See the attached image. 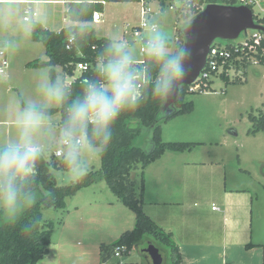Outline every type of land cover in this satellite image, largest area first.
<instances>
[{
  "label": "rangeland",
  "instance_id": "obj_1",
  "mask_svg": "<svg viewBox=\"0 0 264 264\" xmlns=\"http://www.w3.org/2000/svg\"><path fill=\"white\" fill-rule=\"evenodd\" d=\"M250 1L254 15L264 18V0ZM209 2L224 3V0ZM142 5L141 2L106 3V12H100L102 19L93 22L97 36L125 45L133 63L143 61L146 43L143 40L152 35L150 30L140 32L139 37L134 35V28L141 23ZM148 5L155 13L153 23L165 39L168 52L173 53L179 48L182 30L196 15L187 18V14L193 13L169 2L165 6L158 2ZM10 9H0V51L6 52L9 62L7 79H0V147L19 139L21 98L26 104H42L39 85L50 80L48 68L27 67L29 62L48 60L45 46L34 41L31 35L32 24L37 18H33L32 13L26 15L23 8ZM65 11V5L50 9L44 6L39 8L37 21L44 22L51 30H59L67 26ZM25 16L30 18L29 22L24 20ZM255 33L257 31L248 30L233 43L242 44ZM217 43L228 44L223 40ZM56 70L65 86L80 74L76 71L75 77H69L64 75L61 67ZM229 76L230 84L217 75L211 79V89L188 95L187 101L195 104L192 113L169 121L159 120L156 126H161L164 141L202 144L191 152H167L162 160L149 165L145 175L146 198L148 205L150 200L157 199L181 202L163 205L160 209L173 216L175 225L184 228L186 237L190 235L185 239V234L179 233L186 240L185 251L190 252L191 261H197V264H226L227 261L228 264H264V131L251 133L254 127L249 119L250 114L264 113V64L253 60L247 68L232 67ZM60 107L62 105L44 108ZM172 109L176 111V105ZM48 117L49 120L33 135V140L40 146L45 159L52 161L58 150L64 153L66 149L61 142V113ZM129 126L140 131L136 145L150 151L154 145L155 127H142L137 122H131ZM81 140V163L88 172L99 171L101 157H97L86 137ZM158 167L163 173L160 182L155 181ZM51 172L62 187L78 181L73 178L72 170L52 168ZM141 173V166L132 172L139 183ZM225 188L240 192L232 194V199L224 203ZM33 197L36 202L38 195ZM1 211L4 210L0 208ZM164 215L167 218V214ZM44 219L53 221L55 227L50 255L39 264H44L50 257L55 258L57 264H104L101 247L113 244L135 226L134 212L120 202L104 180L68 197L65 209L44 210ZM235 227L245 231V240L231 239L224 245L222 234ZM209 231H213L211 240L205 235ZM149 243L159 248L163 264L172 263L171 249L150 235L130 253L112 255L106 263L152 264L142 251Z\"/></svg>",
  "mask_w": 264,
  "mask_h": 264
},
{
  "label": "trees",
  "instance_id": "obj_2",
  "mask_svg": "<svg viewBox=\"0 0 264 264\" xmlns=\"http://www.w3.org/2000/svg\"><path fill=\"white\" fill-rule=\"evenodd\" d=\"M146 2H158L165 6L168 2L179 8H185L193 14L187 18L199 14L209 0H193L195 7H186L187 0H145ZM131 3L140 0H102L101 2H68L66 3V17L72 21L60 31H53L45 28L40 22H34L31 27V35L34 41L42 43L46 48L47 61L35 60L27 64L28 68L40 69L48 68L50 80H59L56 67H61L65 76L75 77L78 64L87 63L89 68L80 71V74L70 85L69 95L65 103L60 108L45 109L48 116L61 113V127L67 117V109L71 103L82 97L87 84L101 83L100 64H106L110 58L108 52L109 45L113 40L109 38H99L93 26V16L95 12H103L106 3ZM216 3V2H215ZM222 4V3H220ZM253 11L252 7H250ZM256 22L264 26V18L254 15ZM260 34H263L260 32ZM179 48L170 55L178 54L184 46V37L181 34ZM74 37V42L68 49L70 39ZM250 44H254L251 40ZM126 49V48H125ZM127 50V49H126ZM128 51V50H127ZM258 63L264 64V38L257 47ZM248 50L243 53L232 52L233 56L226 69H230V64L236 69L250 66L248 61ZM251 54V53H250ZM243 56L242 60L237 57ZM144 70L146 72V83L140 91L139 99L134 108L125 109L112 129V142L107 151L100 156L102 166L99 171H90L76 183L69 186H59L51 172L52 168L71 171L65 158H56L47 161L41 154L36 161L35 175L30 177L26 187L33 196L38 195L37 201L25 209L23 213L13 222L8 219L4 211L0 212V264H39L50 252L52 236L55 227L53 221L44 219V210H63L66 207V199L76 195L81 189L94 183L105 181L110 190L135 214V226L132 230L124 232L120 238L111 245H103L101 251L103 259L108 261L116 253V249L125 246L123 254L130 253L148 235L152 236L160 244H164L171 249V264H183L182 252L176 242L173 233L167 232L159 226L144 210L145 196V169L162 158L167 152L184 153L191 152L202 143L198 142H166L162 139V128L156 126L160 119L169 121L175 117L187 115L195 110L193 101H187L190 94L205 92L211 89L213 81L206 80L203 89L190 92L189 86H182L180 96L176 102L177 110L169 116L161 112L166 103L165 96H158L154 93L153 87L161 69V62L144 53ZM224 71L219 76L227 84L231 83L229 71ZM214 76L217 74L214 73ZM21 104L27 105L21 98ZM250 121L253 123L251 133L257 134L264 131V113L259 116L250 114ZM137 122L142 127H155L153 135V148L150 151L136 145V140L140 131L132 129L129 124ZM86 137L88 143L97 145L98 139L92 135L89 127L88 135L78 133V138ZM81 149L79 147V159ZM141 166L140 183L133 178L132 172ZM248 246H252L249 244Z\"/></svg>",
  "mask_w": 264,
  "mask_h": 264
},
{
  "label": "clouds",
  "instance_id": "obj_3",
  "mask_svg": "<svg viewBox=\"0 0 264 264\" xmlns=\"http://www.w3.org/2000/svg\"><path fill=\"white\" fill-rule=\"evenodd\" d=\"M152 35L146 40L148 54L161 62L153 91L166 96L172 90L174 79H183L182 61L187 57V48L170 55L161 33L153 25ZM110 58L102 64L101 83H88L81 98L73 101L67 109V117L61 131V142L65 147L64 158L73 172L75 180L83 178L88 168L79 159L80 139L78 133L92 135L98 139L94 147L97 157L102 156L112 142V129L121 113L134 108L139 99L136 88V73L132 68L133 57L125 45H109ZM42 104L29 103L19 115V139L0 147V208L10 221H15L25 209L34 204V197L26 187L35 175L36 161L41 155L40 146L33 135L49 120L44 107L63 105L69 89L60 80H45L39 85Z\"/></svg>",
  "mask_w": 264,
  "mask_h": 264
},
{
  "label": "water",
  "instance_id": "obj_4",
  "mask_svg": "<svg viewBox=\"0 0 264 264\" xmlns=\"http://www.w3.org/2000/svg\"><path fill=\"white\" fill-rule=\"evenodd\" d=\"M248 30L264 33V26L256 22L253 11L246 6L210 3L197 14L182 30L185 41L183 49L188 50L187 57L182 61L184 77L173 80L172 90L165 96L166 103L161 112L165 116L173 114L172 106L180 96L181 87L191 86L198 79L206 66L213 42L235 41ZM142 251L152 264H163L164 258L153 243H149Z\"/></svg>",
  "mask_w": 264,
  "mask_h": 264
},
{
  "label": "built area",
  "instance_id": "obj_5",
  "mask_svg": "<svg viewBox=\"0 0 264 264\" xmlns=\"http://www.w3.org/2000/svg\"><path fill=\"white\" fill-rule=\"evenodd\" d=\"M140 2L143 3L142 9H141V23L138 27L134 28V35L136 37H139L141 35L140 32H143L145 30L151 31V28L153 25L156 26V29L158 27L157 24L153 23L155 13L151 9V7L148 5L149 3L146 2L145 0H140ZM217 4H220V3H217ZM252 4L253 2L250 0H224V3H222V5H227V6H246L249 8L252 7ZM195 6L196 4L193 3V0H187L186 7H195ZM204 8L205 6L203 7V9ZM25 14L30 15L29 11H26ZM34 15L36 16L37 13H34ZM101 19H102L101 13L95 12L93 16V21L99 22ZM24 20L29 22L30 18L26 16ZM263 38H264V33L260 34V32H257L253 36L248 37L247 40L242 44L236 45L233 43L234 41H228L227 42L228 44L224 46V45L218 44L217 43L218 40L213 42L211 49H210V53L207 58L206 66L204 70L201 72L198 79L191 86H189V91L195 92V91L202 90L204 82L206 80L212 79V77H214V73L219 75L223 73L224 71H226L227 70L226 67L233 56L232 52L243 53L244 51L248 50V53H247L248 61L250 63H252L253 60L258 62V58L256 56L258 53L257 47L260 46ZM251 40L254 41V44H250ZM143 41H144L143 43H145L146 40H143ZM73 42H74V37L70 39V42H69L70 44L67 47L68 49L71 47V44H73ZM144 46L145 47L143 48V51H144L143 53L146 52V43L144 44ZM242 59H243V56L237 57V60H242ZM8 65H9V62H8V59L6 58V52L4 50H1L0 51V79L1 78L7 79ZM143 66H144V60L142 62L132 64V68L136 73L135 83H136V88L139 92V95H140L141 88L146 83V79H147L146 72ZM232 67H234L233 64H230V68ZM88 68H89V65L87 63H80L78 64L77 71L86 70ZM227 71H230V69ZM79 139H80L79 146H81L83 142L81 140V137ZM54 156L56 158H63L64 153L62 150H58ZM124 251H125V246L118 247L114 255L121 256L123 255ZM106 262L104 264H107Z\"/></svg>",
  "mask_w": 264,
  "mask_h": 264
},
{
  "label": "crops",
  "instance_id": "obj_6",
  "mask_svg": "<svg viewBox=\"0 0 264 264\" xmlns=\"http://www.w3.org/2000/svg\"><path fill=\"white\" fill-rule=\"evenodd\" d=\"M84 1H87V2H101L102 0L101 1H99V0H0V9H4V10L6 9L7 11H9V10H11L10 8H15V7L23 8V12L24 13L26 11H29L30 14L32 13V17L33 18H37L38 19V17H39V14H38L39 13L38 12L39 8H42L44 6H47V8H49V9H50V7L54 8V6H58V5H65V7H66V3H68V2H84ZM103 12L104 13L106 12V8L105 7H104V11ZM34 13H37V15L35 16ZM65 13H66V11H65ZM140 16H141V11H140ZM37 19H36L35 22H40L45 28L50 29L48 26H46L44 24V22H41L39 20L37 21ZM64 21L63 22L66 23L67 26L72 24L71 20L66 17V14H65V20ZM63 28H60L59 30H53V31H60ZM166 154L162 158H160L159 160H162L166 156ZM151 165H153V164H151ZM148 167L145 169V175L147 173ZM159 168L160 167H158L157 177H155V181L156 182H160L161 181V176L163 175L162 170L159 171ZM172 183H174V182H172ZM236 192H240V191L238 189L225 188V192L223 194L224 203L229 201V200H231L232 197L234 196L232 194H234ZM146 193H147V190H145V196H144V210H145V212L159 226H161L167 232L173 233L176 242L180 246V249H181V252H182L183 263L184 264H197V261H191L190 260V256H191L190 252L187 253L185 251V248L187 246L186 240H183L182 237L179 236V233H180V231H182L183 234H185L184 235L185 239H187L188 236H190V235H188L186 237L185 230H183L184 228L183 227H178V226L175 225L176 222H174L172 220L173 216L171 214H169L167 212H164V211H162L160 209L161 208L160 206L170 205V204H174V203H181V202H179V201H177V202L165 201V200H159V199L156 198L157 200H150V204L148 205L147 198H146ZM162 194H165V192H163ZM157 197H161V196L158 195ZM148 206H150V207L148 208ZM165 213L167 214V218L164 215ZM211 233H213V231H209L208 233H205L206 238H210V240H211L212 239ZM244 233H245V231L239 230L236 227L233 230H231L230 232L224 231V233L222 234V237H223V242L222 243H224V245H225L226 241L227 240H231V239H236L237 241H244L245 240V234ZM191 234H192V232H191ZM189 243H191V242H189ZM217 247H219V245ZM192 257H194V256H192ZM44 264H57V260L55 258H51L50 257V259L48 261H46ZM226 264H228V261H227Z\"/></svg>",
  "mask_w": 264,
  "mask_h": 264
}]
</instances>
